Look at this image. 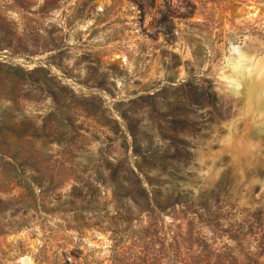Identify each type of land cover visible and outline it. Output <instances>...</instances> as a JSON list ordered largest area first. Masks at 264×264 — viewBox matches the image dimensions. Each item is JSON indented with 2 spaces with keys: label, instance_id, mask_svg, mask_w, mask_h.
<instances>
[{
  "label": "rangeland",
  "instance_id": "rangeland-1",
  "mask_svg": "<svg viewBox=\"0 0 264 264\" xmlns=\"http://www.w3.org/2000/svg\"><path fill=\"white\" fill-rule=\"evenodd\" d=\"M0 264H264V0H0Z\"/></svg>",
  "mask_w": 264,
  "mask_h": 264
}]
</instances>
